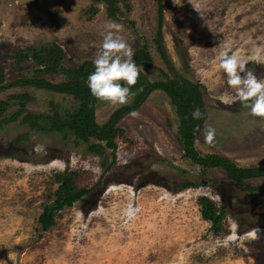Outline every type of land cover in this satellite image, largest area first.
<instances>
[{
  "label": "rangeland",
  "instance_id": "rangeland-1",
  "mask_svg": "<svg viewBox=\"0 0 264 264\" xmlns=\"http://www.w3.org/2000/svg\"><path fill=\"white\" fill-rule=\"evenodd\" d=\"M90 5L97 10L92 15ZM161 5L162 54L153 41L155 0H117L125 14L117 15L119 20L108 16L110 1L0 0L4 80L34 73L31 61L15 65L10 55L39 43L59 45L64 67L93 61L105 25L115 22L133 49L146 46L149 66L138 68L148 81L163 79L159 70L172 77V68L202 85L203 118L194 150L226 156L241 167L264 166V119L236 102H221L234 93L218 66L222 52L237 53L248 61V70L264 79V0H161ZM36 75L50 83L65 79L58 72ZM21 93L27 97H9ZM0 100L7 101L0 115V264H264V177L249 179L256 188L249 192L227 180L222 170H202L187 158L174 108L163 91L147 95L134 110L138 117L130 112L118 121L123 133L115 138V158L105 171L110 149L102 146V154H94L89 142L71 132L47 129L46 118L40 121L43 130L22 123L23 112L8 118L21 102L25 111H55L63 118L77 105L70 95L18 84L0 90ZM117 107L96 99L95 122L103 123ZM208 126L216 131L214 146L204 142ZM52 161L79 170L88 188L99 177L100 183L89 199L61 209L55 223L42 231L36 218L53 198V175L60 171L48 169ZM183 181L196 186L182 189ZM199 195L210 197L222 211V233L214 234L200 218ZM129 204L139 209L131 220L123 215ZM255 228L260 232L253 240Z\"/></svg>",
  "mask_w": 264,
  "mask_h": 264
},
{
  "label": "trees",
  "instance_id": "trees-1",
  "mask_svg": "<svg viewBox=\"0 0 264 264\" xmlns=\"http://www.w3.org/2000/svg\"><path fill=\"white\" fill-rule=\"evenodd\" d=\"M93 3L99 0H91ZM110 1L112 9L108 12V16L113 20H119L117 15L125 16V14L117 8V0H103ZM124 1V0H122ZM156 2V29L154 32L153 41L156 50L162 54V47L160 43V33L163 24V12L161 0ZM91 5H93L91 3ZM87 8L90 15L97 10L94 6ZM125 9L129 12V5L124 3ZM88 15V16H90ZM132 24L131 20H128ZM134 61L137 66H149V52L143 44L140 48L133 49ZM13 58L14 64L18 65L22 61H31L34 65V73L27 77L15 79L12 81H5L3 76V67L0 65V90H3L11 85H28L37 88H44L60 93L70 95L76 102V107L70 111L65 112L61 118L55 111L51 113H33L25 111L24 106L11 112L8 116L9 120L14 119L19 114H22L20 121L27 123L30 128L43 130L45 125L40 124V121L47 119L49 125L47 129L50 131L67 130L71 132L77 139H80L88 144V150L94 154H102V146L110 149L111 162L106 165L104 171L110 168L114 161V149L116 148L115 138L122 135L123 129L117 125L118 121L125 115L138 108V106L146 99L147 95L159 89L163 91L169 98L170 103L174 108L177 118V136L184 150V155L193 163L199 166L202 170L209 168H218L223 171L224 176L230 182L240 185L244 190L252 192L256 188L248 181L259 176L264 177V166L241 167L237 166L228 157L216 153L199 154L193 149V142L197 133L194 134V128L199 126L202 118L194 119L192 113L199 109L203 113V97L204 89L197 81L188 80L185 77L177 75V73L170 68L172 77H167L165 73L159 70L163 76L161 80L148 81L143 73L140 71L138 83L132 88L135 96L125 106H118L107 117V119L97 124L94 117V102L96 99L91 95L88 88L87 78L92 71H94L93 61H82L77 66L64 67L62 65L65 57L64 51L59 45L54 42L39 43L36 46L16 49L10 55ZM44 71L45 73H62L65 77L58 83H50L36 74ZM11 98L25 99L26 94H12ZM236 104L241 105L238 101ZM7 101L0 100V115L5 111ZM6 118V117H5ZM90 139L95 141L90 142ZM100 142H103L101 144ZM67 160V159H66ZM56 188L53 190V198L49 203H45L38 213L36 224L40 230L49 229L55 223V215L63 208H68L73 203L84 201L91 197L92 187L98 186L99 179L88 188L81 184V173L79 170H71L69 167H64L62 171H57L53 175ZM182 189L188 187H195L196 184L191 181H183L180 184ZM198 205V212L202 220L209 222V227L214 234L223 232L221 222L223 213L215 202L206 195H199L196 197ZM87 209H83L86 213Z\"/></svg>",
  "mask_w": 264,
  "mask_h": 264
},
{
  "label": "clouds",
  "instance_id": "clouds-1",
  "mask_svg": "<svg viewBox=\"0 0 264 264\" xmlns=\"http://www.w3.org/2000/svg\"><path fill=\"white\" fill-rule=\"evenodd\" d=\"M105 28L102 45L93 60L94 71L87 78V86L91 95L98 101L112 106H125L135 96L132 88L138 83L140 69L134 61L133 47L120 34L123 26L108 22ZM247 64L248 61L237 53L229 55L225 51L220 54L219 69L226 75L227 86L234 93V96L223 97L221 102L231 106L238 101L242 107L250 110L253 117L264 119V79L258 78L248 70ZM130 115L138 117L139 113L133 111ZM192 115L194 119L203 117L199 109H196ZM200 131L199 126L194 128V134ZM203 136L206 144L214 146L216 131L213 127L208 126ZM53 168L62 171V162L52 161L48 169ZM138 212V208L129 204L123 215L131 220ZM236 227L237 225L234 224L233 229L235 230ZM259 232L258 228L252 230L253 240L258 238Z\"/></svg>",
  "mask_w": 264,
  "mask_h": 264
}]
</instances>
